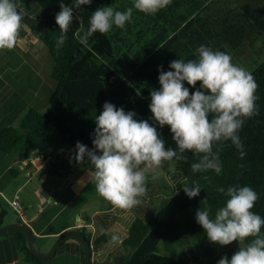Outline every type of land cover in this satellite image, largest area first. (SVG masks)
I'll list each match as a JSON object with an SVG mask.
<instances>
[{
    "label": "trees",
    "instance_id": "16d2710c",
    "mask_svg": "<svg viewBox=\"0 0 264 264\" xmlns=\"http://www.w3.org/2000/svg\"><path fill=\"white\" fill-rule=\"evenodd\" d=\"M18 1L28 8L34 5L42 9L36 32L52 56L51 76L56 85L46 109L31 108L17 126L7 125L0 130V149L6 153L36 150L45 160L60 159L57 168L67 172L77 163L74 159L77 141L90 149L93 147L94 120L106 101L126 112L134 111L137 119L153 124L148 105L151 90L160 87L158 68L161 65L168 71L169 63L175 59H196L200 45L225 52L226 46L236 49L247 41L257 40L264 32V0H173L155 15L133 8L131 22L125 29L113 26L107 33H94L82 44L81 36L97 8L124 11L133 7V0H92L90 6L76 10L74 15L79 20H74L64 45L57 47L61 33L55 16L61 3L74 6L75 0ZM250 73L258 84V99L257 114L246 118L239 132L245 154L241 156L230 141L214 145L213 150L219 152L222 162L221 175L212 170L193 173L191 165L198 162L202 154L191 151L183 153L185 159L169 161L171 167L183 170L185 184L195 182L201 186L200 195L189 199L181 190L149 220L137 216L116 251L120 261L130 258L151 229L161 235L162 250L155 248L146 253L138 264H217L225 255L230 259L238 250L231 244L221 246L210 242L195 219L198 209H210L214 217L225 205L227 197L218 191L220 187L246 185L253 188L259 199L251 211L264 217V60ZM185 86L189 87L190 94L195 90L186 82ZM156 127L165 146L176 149L169 126ZM63 149L68 150L66 158L61 157ZM85 163L92 172L86 159ZM3 215L2 210L0 224ZM261 232L264 233V228ZM2 235L13 238L29 264H40L41 259L28 251L22 232ZM105 235L101 234L95 243ZM187 236L196 239L203 259L192 255L184 258L173 251V246ZM252 239L254 237L243 240L245 247ZM79 246L84 255L83 247Z\"/></svg>",
    "mask_w": 264,
    "mask_h": 264
},
{
    "label": "clouds",
    "instance_id": "9594fccd",
    "mask_svg": "<svg viewBox=\"0 0 264 264\" xmlns=\"http://www.w3.org/2000/svg\"><path fill=\"white\" fill-rule=\"evenodd\" d=\"M173 0H133V7L124 11L100 7L92 12L89 27L81 36L86 44L96 32H109L113 26L125 29L131 22L133 8L140 13L155 15L166 9ZM92 0H75L74 6L60 4L55 16L60 36L57 47H62L67 33L79 17L76 10L90 6ZM24 12L18 0H0V50L13 49L22 27ZM194 60L175 59L168 71L158 68L160 87L150 92L148 105L153 124L137 119L134 111H125L106 101L95 118L92 144L77 141L74 159L92 166V177L100 196L122 209H131L141 203L146 191L149 170L165 162L185 159L183 153L200 155L191 165L193 173L212 170L222 174V162L214 145L230 141L244 153L239 135L245 119L257 114L258 84L253 75L232 62V57L206 45L197 49ZM194 91L190 94L189 87ZM197 82L199 86L197 87ZM169 126L177 148L166 147L157 127ZM178 149V151H177ZM155 179V175H153ZM182 190L189 199L198 197L201 186L195 182L184 184ZM227 197L213 217L210 209H198L196 222L204 229L210 242L221 246L233 241L254 237L246 247H239L229 259L226 255L217 264H264V217L251 211L259 194L250 186L220 187Z\"/></svg>",
    "mask_w": 264,
    "mask_h": 264
},
{
    "label": "crops",
    "instance_id": "0c3cea01",
    "mask_svg": "<svg viewBox=\"0 0 264 264\" xmlns=\"http://www.w3.org/2000/svg\"><path fill=\"white\" fill-rule=\"evenodd\" d=\"M18 3L24 16L17 42L13 49L0 50V130L7 125L17 126L14 121H20L31 108L46 109L56 85L51 76L52 56L36 32L41 14L38 15L34 5L31 9ZM67 153L68 150L63 149L61 157L65 158ZM58 161L60 159L45 160L33 149L17 153L0 149V197L10 195L7 197L12 199L17 195L23 206L22 219L10 211L9 218L3 222L30 225L42 250H47L68 228L90 230L87 237L91 245L101 234H110L101 248L92 250V264H138L146 253L159 248L161 235L151 229L128 260L122 262L116 255L137 216L149 220L182 190L186 179L183 170L171 167L169 162L149 170L146 191L139 197L141 203L131 209H122L96 190H90L94 179L85 162L76 163L67 172L57 168ZM39 173H42L41 178L33 181ZM153 175L165 179L166 189L152 179ZM168 188H174L175 192L168 194ZM15 243L11 236L0 234V264H29ZM79 244L76 239L67 238L52 258L41 260L40 264H83L84 255Z\"/></svg>",
    "mask_w": 264,
    "mask_h": 264
},
{
    "label": "rangeland",
    "instance_id": "374dc122",
    "mask_svg": "<svg viewBox=\"0 0 264 264\" xmlns=\"http://www.w3.org/2000/svg\"><path fill=\"white\" fill-rule=\"evenodd\" d=\"M38 15L42 14V9L37 6L36 9ZM225 53L229 54L232 57V62L238 66L244 67L246 70L251 72L258 64H260L264 60V32L260 35V37L253 41V42H245L242 46H239L236 49L230 48L229 46L225 47ZM19 120L14 121L15 124H18ZM66 158V157H65ZM174 168V167H173ZM22 173V172H21ZM42 173L37 174L32 178L33 181L39 180L41 178ZM153 179V177H152ZM156 181L157 184H162L166 189V182L165 179L158 177H155L153 179ZM93 185L91 186L90 190H96L95 187V180H93ZM89 189V188H88ZM174 188H168L167 193L170 194V191H174ZM10 195H6L3 197H0V203L2 204V208L8 212V215H10V205L8 204L11 200V197H7ZM8 202V203H7ZM159 202V200H157ZM231 246L235 248L236 250H239V247H245L244 241H233L231 243ZM159 248H162V245H159ZM173 251L181 256V257H189L190 255L194 257H198L200 259H203V256L201 255V247L196 241L195 238L187 236L181 240L178 244H175L173 246Z\"/></svg>",
    "mask_w": 264,
    "mask_h": 264
},
{
    "label": "water",
    "instance_id": "95a60500",
    "mask_svg": "<svg viewBox=\"0 0 264 264\" xmlns=\"http://www.w3.org/2000/svg\"><path fill=\"white\" fill-rule=\"evenodd\" d=\"M2 210L4 211L2 220H7L9 218L8 212L5 211L2 207H0V211ZM82 220L83 222H85V219ZM11 231L22 232L25 236V245L28 251L41 260H47L52 258L56 254L57 249L60 248L64 240L70 237L74 238L81 244V246L84 249L83 264H92V260H91L92 250L101 248L102 245L106 243L111 236L110 234H107L101 241L91 245L90 240L87 237V235L91 233L90 230L83 231L81 228H68L63 230L57 236L56 240L51 244V246L47 250H42L36 237L34 236V233L30 225L18 221H6L0 224V234Z\"/></svg>",
    "mask_w": 264,
    "mask_h": 264
},
{
    "label": "built area",
    "instance_id": "2783aa9c",
    "mask_svg": "<svg viewBox=\"0 0 264 264\" xmlns=\"http://www.w3.org/2000/svg\"><path fill=\"white\" fill-rule=\"evenodd\" d=\"M27 177L29 178L31 173L30 171L26 173ZM10 205V208L12 211L22 219L23 217V206L21 205L19 198L17 195H15L8 203Z\"/></svg>",
    "mask_w": 264,
    "mask_h": 264
}]
</instances>
